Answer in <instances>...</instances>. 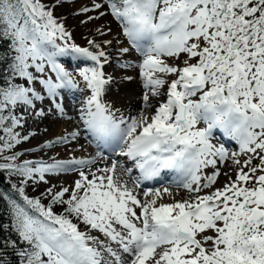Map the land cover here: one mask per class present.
<instances>
[{"label":"snow or ice","instance_id":"6c2138e0","mask_svg":"<svg viewBox=\"0 0 264 264\" xmlns=\"http://www.w3.org/2000/svg\"><path fill=\"white\" fill-rule=\"evenodd\" d=\"M62 2L0 0V39L10 41L15 53L11 78L0 86V171L21 178V186L12 188L27 207L11 204L17 231L30 246L20 253L22 264H264V0H104L131 48L143 57L144 87L160 96L159 89L168 84L166 100L153 114H146L153 107L146 91L140 114L128 117L117 116L118 110L103 100L112 80L104 72L106 51L91 40L97 51L68 44L71 33L54 16ZM103 6L93 0L80 11ZM69 51L93 62L77 71L91 92L80 118L93 139L126 145L122 154L146 179L176 171L177 186L190 193L188 199L158 204L164 194L173 195L164 188L163 193L146 190L142 201L116 177L115 161L88 173L79 170L71 191L49 188L47 205L25 194L29 180L47 182L46 174L96 163V158L17 163L23 153L11 152L29 139L16 131L25 119L17 109H34L35 101L45 99L32 85H42L63 114L56 98L76 81L57 57ZM181 53L187 57L182 67L163 59ZM156 73L176 78L169 83ZM17 76L27 86L13 83ZM34 114L45 115L43 109ZM201 121L206 127H197ZM215 129L235 140L239 151L230 154L224 145L214 146ZM70 135L75 139L79 133ZM241 154L247 157L243 162ZM217 158H231L235 178L225 173L223 187L205 192L213 189L220 171L207 175L203 169L215 168ZM54 205L65 206L63 212H54ZM81 224L88 231L80 230ZM93 230L105 239L91 235Z\"/></svg>","mask_w":264,"mask_h":264},{"label":"rangeland","instance_id":"374dc122","mask_svg":"<svg viewBox=\"0 0 264 264\" xmlns=\"http://www.w3.org/2000/svg\"><path fill=\"white\" fill-rule=\"evenodd\" d=\"M45 2L52 4L54 0H45ZM96 2L103 4V8L100 10L83 13L80 10L83 7H91L93 0H64V2L59 4L54 9V16L56 18H61L64 27H66V30L71 33V39L68 40L70 44L75 43L79 47L89 48L92 51H95V48H93V46L88 43L89 40L94 41L96 44L101 46H106V48L103 50L108 54L109 62L105 64L104 72L106 77L111 76L114 78L111 80V83L106 86V93L103 97V100L108 103L113 110H118L116 112L117 116L121 114L125 117L139 115L141 110L144 108L143 95L146 91H149L144 87V82L142 84V76L138 66L143 59H141L134 67L129 60H135L129 58L127 54H122L120 52L122 47H129L126 45L122 26L121 24H118V21L111 15L107 5L104 4V0H96ZM100 11H104L107 14L104 16H99ZM90 16L98 18L89 20L88 18ZM105 41H111V43L106 44ZM129 52H131V50ZM186 58V54L184 53H181L178 58L163 57L167 64L179 67L183 66V61ZM69 63L70 62H66V65ZM125 64L129 66L123 67L122 65ZM79 69H81V67L66 70L73 74V77L76 81V86H74V88L76 87L78 97L75 102L84 101L83 109H85L87 98L91 95V92L86 87L83 79L77 75V71ZM30 70L34 72V69ZM34 74L40 75L35 72ZM46 74H51L53 78L55 77V74L51 73L50 69H46ZM156 75L166 79L169 83L171 80L176 78V74L166 75L163 73H156ZM127 77H131V79H127ZM112 81L116 82L112 83ZM21 84L27 86L26 80L24 79ZM32 86L35 87V89L40 92L41 95H44L45 99L43 101H35L34 109L28 108L27 106H22L21 108L17 109V114L19 115L22 113L25 119L22 122L23 127L17 128L16 131L20 132L21 136L29 135L28 140L22 141L23 145H21V149L23 150H21V153H23V155L20 157L21 162L24 160H32L36 162L43 161L45 163H53L57 160H89L96 158V163L88 166L73 165V170L61 171L56 174H46L45 180L47 182L39 181L38 178L37 180H29L27 184L24 185L25 194L30 198H40L41 202L47 205L51 199V197L47 194V190L49 188H52L53 191H59L62 187H68L71 191V189L74 188L75 181L80 178L79 170H83L85 173H88L89 171H95L97 168L105 167L104 164L102 166L99 165L100 161L109 160L110 164L107 163L106 167H111L112 163L115 161L117 164L116 169L120 170V172L129 180L131 185L137 189V196L143 201L145 199L144 188L140 186L137 187L136 181L134 180V174H132L131 171L129 172L125 169L122 161H120L116 156L113 157L105 154L98 156L95 152L96 148L90 144V142L83 139V136L77 130V125L82 123V120L80 119L81 116H77L78 119L76 122H74L75 119L71 113L73 107L69 103L70 100H62L60 96L56 98V102L61 103L64 108V112L61 114L55 108L51 98L47 96V93L43 89L42 85L37 82ZM167 88L168 84H165L159 89L161 92L160 96H152L149 91V103L153 107L147 110L146 114H153L159 103L166 100V95H164V93L167 92ZM60 91L62 93H68V96L72 94L71 88L69 86L61 89ZM41 109H43L45 115L37 116L34 114V112ZM197 127L201 128L199 125H197ZM73 132L79 133L75 139H73L70 135ZM31 133H34V135H30ZM65 137L67 138V142H56ZM76 141L81 142V144H78ZM232 142L237 144L235 140H232ZM211 143L215 145L214 141ZM233 143H231V141H226L224 144L218 143V147L220 145H224L230 154L233 151L238 152L234 148L232 152L230 151V145ZM46 144H50L51 146L46 147ZM239 159L243 162V160L247 159V157L241 154ZM257 162L258 161H253V163ZM135 167L136 166L134 162L132 168ZM217 169L220 171V175L217 177V181L213 186V189H206L205 192H210L215 188L223 187L228 179V176H226L225 173L232 176L234 179L237 166L233 164L231 158L224 162H221L219 158H217L216 167L213 168L212 166H209L203 170V173L211 175ZM151 187L153 188L147 190L160 189L163 193V189L160 184H154ZM179 189L182 191L184 190L183 187ZM176 191L178 190H170L173 195L169 196L164 194L163 199L158 200L157 203H174L177 200L188 199L190 196H179L178 192ZM183 193L187 194L189 192L185 191ZM65 198H67V194ZM57 206L59 205H54V207ZM64 207L65 206H62L59 213L63 212ZM137 211L139 210L137 209ZM73 222L77 221L74 220ZM80 230L88 231V228L81 224ZM207 234L212 233L209 232ZM91 235L100 236L101 239H105L102 234L94 230L91 232ZM112 246L114 248L117 247L115 244Z\"/></svg>","mask_w":264,"mask_h":264},{"label":"trees","instance_id":"16d2710c","mask_svg":"<svg viewBox=\"0 0 264 264\" xmlns=\"http://www.w3.org/2000/svg\"><path fill=\"white\" fill-rule=\"evenodd\" d=\"M46 3L51 5L49 2ZM57 19L59 22H63L61 18ZM14 55L15 53L10 47V41L0 39V86H6V81L11 78L10 70ZM22 81L23 78L18 76L12 80L13 83L17 84H21ZM21 145H23L22 142L13 148L11 152H21L23 150L21 149ZM20 162L19 158L17 163ZM20 179V177L15 175L10 176L6 171H0V194L7 197L0 198V264H22L24 258L20 253L30 248L17 231L14 209L11 204V201L14 200L22 206L27 207L19 193L12 188V184H17L18 187L21 186ZM54 208V212L59 214L62 205Z\"/></svg>","mask_w":264,"mask_h":264},{"label":"bare ground","instance_id":"6f19581e","mask_svg":"<svg viewBox=\"0 0 264 264\" xmlns=\"http://www.w3.org/2000/svg\"><path fill=\"white\" fill-rule=\"evenodd\" d=\"M106 48V46H101V49L103 50V49H105ZM131 50V49H130ZM95 51H97V49H95ZM127 55L129 56V58H131V59H133L134 60V57H135V54L132 52V50H131V52H129V53H127ZM71 105H72V107H73V109H72V111H71V113H72V116L74 117V119H75V121L74 122H76L77 121V118H75V116L79 113V112H81L82 110H83V104H84V101H79V102H75L74 100H70V102H69ZM68 103V104H69ZM71 107V106H70ZM77 107V108H76ZM79 108V109H78ZM232 140V139H231ZM77 142V141H76ZM78 144H81V142H77ZM86 145V144H85ZM84 145V146H85ZM237 145V144H236ZM84 148V147H83ZM101 158V157H100ZM110 164L109 163V160H102V161H100V164L99 165H105V167H106V164ZM98 167V166H97ZM116 177H118L119 178V180L122 182V183H126L127 184V186L130 188V189H132L133 190V192H134V194H136L137 195V189L136 188H134L132 185H131V183L129 182V180L120 172V170H118V169H116ZM172 180H174V177H172L171 179H170V181H172ZM178 191H176V192H178V194H179V196L180 195H190L189 193H187V194H184L183 192H185V191H187L186 189H184L183 191L181 190V189H177Z\"/></svg>","mask_w":264,"mask_h":264}]
</instances>
